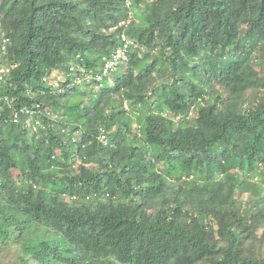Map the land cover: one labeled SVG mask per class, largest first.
Wrapping results in <instances>:
<instances>
[{"label":"trees","instance_id":"16d2710c","mask_svg":"<svg viewBox=\"0 0 264 264\" xmlns=\"http://www.w3.org/2000/svg\"><path fill=\"white\" fill-rule=\"evenodd\" d=\"M0 69V264H264V0H0Z\"/></svg>","mask_w":264,"mask_h":264},{"label":"clouds","instance_id":"9594fccd","mask_svg":"<svg viewBox=\"0 0 264 264\" xmlns=\"http://www.w3.org/2000/svg\"><path fill=\"white\" fill-rule=\"evenodd\" d=\"M127 2L128 1H126V5H127ZM127 7L128 9H130V6H127ZM132 17H133V13L132 11L129 10V18L126 21H121L119 25L117 26V28L119 26L127 27L130 24ZM117 28H113V29H117ZM120 40H121L120 47L116 48V50H114V52L110 55V57L104 60V63L102 65L101 74L99 73L96 76L89 75V74L77 75L75 78H71L70 77L71 75L69 73L67 74V73L57 72V73H54V75L52 76V79L50 78L48 80L49 85L51 84L53 87H55L58 90V94H65L67 93L66 92L67 90L63 88V84H65L69 79L72 80V84H71L72 86H78L83 80L91 81L95 79L97 81H101L106 75H109L110 72L114 71L118 67V63L120 62V59L124 58L125 55L129 52V50L135 45V42L127 38L125 34L120 35ZM71 71H73V68ZM3 73H4V70L0 69V77H1L0 84L3 81ZM59 75H63L65 77V80L58 82ZM24 113L33 114L32 112L29 111V109H24ZM17 117H18V114H15V121L18 120ZM99 139L104 140V136H100Z\"/></svg>","mask_w":264,"mask_h":264},{"label":"rangeland","instance_id":"374dc122","mask_svg":"<svg viewBox=\"0 0 264 264\" xmlns=\"http://www.w3.org/2000/svg\"><path fill=\"white\" fill-rule=\"evenodd\" d=\"M58 79H59L58 82L64 81L65 80V77L63 75H59V78ZM183 179H186V175L185 174H183Z\"/></svg>","mask_w":264,"mask_h":264},{"label":"built area","instance_id":"2783aa9c","mask_svg":"<svg viewBox=\"0 0 264 264\" xmlns=\"http://www.w3.org/2000/svg\"><path fill=\"white\" fill-rule=\"evenodd\" d=\"M129 3H130V1H128V2H127V6H130V4H129ZM0 80H1V77H0Z\"/></svg>","mask_w":264,"mask_h":264}]
</instances>
